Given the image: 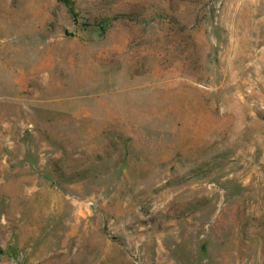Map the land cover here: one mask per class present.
Listing matches in <instances>:
<instances>
[{"label":"rangeland","instance_id":"rangeland-1","mask_svg":"<svg viewBox=\"0 0 264 264\" xmlns=\"http://www.w3.org/2000/svg\"><path fill=\"white\" fill-rule=\"evenodd\" d=\"M0 264H264V0H0Z\"/></svg>","mask_w":264,"mask_h":264}]
</instances>
